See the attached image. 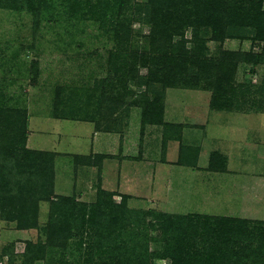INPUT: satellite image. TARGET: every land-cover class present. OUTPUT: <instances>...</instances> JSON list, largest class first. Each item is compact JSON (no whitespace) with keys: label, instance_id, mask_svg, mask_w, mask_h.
Returning a JSON list of instances; mask_svg holds the SVG:
<instances>
[{"label":"rangeland","instance_id":"obj_1","mask_svg":"<svg viewBox=\"0 0 264 264\" xmlns=\"http://www.w3.org/2000/svg\"><path fill=\"white\" fill-rule=\"evenodd\" d=\"M53 1L50 15L40 17L38 25L31 13L0 2V106L26 110V146L55 153L54 194L73 192L77 201L90 204L100 186L113 192L116 202L126 196L127 208L136 211L231 217L264 225V90H257L264 72V43L249 38L252 30L239 31L247 38H226L222 44L206 41L207 56L233 50L263 59L258 64L239 61L234 84L238 91L237 84H248L252 92L238 93L228 108L215 109L209 104L210 91L149 84L142 66L125 94L111 86L104 92L105 79L115 69L107 60L116 44L111 20L104 28L98 20L68 13L67 0ZM144 2L129 0L125 12L133 18V46L148 48L150 26L140 16ZM190 34L188 29L187 38ZM203 36L208 38L207 33ZM111 94L119 97L115 108L108 101ZM154 94L160 97L164 123L143 125V98L151 100ZM58 114L61 117H55ZM109 128L113 133L102 131ZM99 139L103 149L115 152L98 153ZM181 146L198 148L195 165L179 154ZM214 153L223 162L220 170L209 168ZM99 155L103 158L98 163H84L86 158L96 162ZM49 212V202H41V226ZM153 218L147 215L146 220ZM157 232L149 231L157 239L150 242L151 251L161 250L163 244ZM79 233L68 241L73 255L46 245L44 258L34 264H75ZM83 238L88 245L91 238L85 233ZM38 241L46 242L44 230L18 229L0 218V253L12 254L14 264H21L28 242ZM205 241L199 236L194 244L201 248ZM94 259L99 261L97 255ZM152 263L168 261L154 257Z\"/></svg>","mask_w":264,"mask_h":264},{"label":"trees","instance_id":"obj_2","mask_svg":"<svg viewBox=\"0 0 264 264\" xmlns=\"http://www.w3.org/2000/svg\"><path fill=\"white\" fill-rule=\"evenodd\" d=\"M1 1L4 6L31 13L37 25L40 17L50 15L54 3L53 0ZM128 1H66V11L72 16L98 20L104 28L107 20H111L108 24L114 29L116 44L108 52L107 60L115 69L105 79L104 92L111 87H121L125 94L138 66L147 68L145 77L149 84L210 91L209 104L215 109L228 108L238 93L245 96L252 92L248 84H237L238 91L234 75L240 60L258 64L263 60L261 56L233 50H220L217 55L207 56L206 41L222 44L226 38H247L238 33L251 29L253 33L249 38L264 43V0H145L140 16L150 26L148 48L145 44L134 47L131 42L130 20L133 18L125 12ZM188 29L190 38L186 36ZM260 88L264 90V72L257 90ZM154 95L151 100L143 98V125L164 123L160 97ZM113 97L108 95V101L115 108L119 97ZM27 115L26 110L0 106V218L14 222L18 229L40 228L46 234L45 243H27L21 264H34L43 259L46 245L61 248L62 255H73L71 246L68 250V241L76 232H80V237L74 243L78 251L75 264H153L154 257L167 260L166 264H264V225L261 222L136 211L127 208L126 196L116 202L114 193L100 186L90 204L77 201L73 192L54 194L55 153L26 146ZM197 151V147L181 146L179 154L187 155L185 161L191 166L195 165ZM102 158L97 156L96 162L89 158L80 160L94 165ZM80 160L79 163H83ZM222 165L221 158L214 153L209 168L220 170ZM41 202L50 204L42 226L39 224ZM147 215L154 217L152 221L146 220ZM152 229L160 234L161 250L149 248L150 242L157 240L149 234ZM84 233L91 238L88 245H84ZM199 236L206 238L201 248L194 244ZM4 256L7 260H3ZM12 256L2 251L0 264H14Z\"/></svg>","mask_w":264,"mask_h":264},{"label":"crops","instance_id":"obj_3","mask_svg":"<svg viewBox=\"0 0 264 264\" xmlns=\"http://www.w3.org/2000/svg\"><path fill=\"white\" fill-rule=\"evenodd\" d=\"M104 132H112V131H104ZM113 133V132H112ZM103 140H106V141H109L110 142V138L109 137H106V136H103ZM99 144H100V139H99ZM118 145V144H117ZM116 146V145H115ZM110 150V151H109ZM98 153H101V154H107V153H114L115 151H113V150H111L110 148L108 149V150H106V149H103L102 147H101V144L99 145V148L96 150ZM124 155V154H123ZM117 158H120V156L119 157H117ZM117 158H111L110 159V161H115V159H117ZM99 166H100V164H99ZM102 166V165H101Z\"/></svg>","mask_w":264,"mask_h":264}]
</instances>
